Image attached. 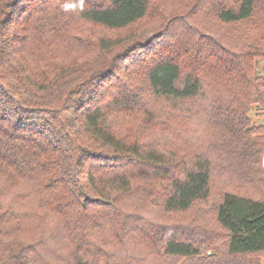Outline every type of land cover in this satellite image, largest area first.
<instances>
[{"label": "trees", "instance_id": "obj_1", "mask_svg": "<svg viewBox=\"0 0 264 264\" xmlns=\"http://www.w3.org/2000/svg\"><path fill=\"white\" fill-rule=\"evenodd\" d=\"M171 14L164 35L143 42L149 22ZM259 60L264 0H0V264H252L264 199L223 195L222 257L211 239L197 245L157 220L208 199L230 158L239 183L264 188V126L248 118L264 110ZM146 96L179 111L206 99L205 121L231 137L210 159L120 136L115 118L140 124L147 109L133 107Z\"/></svg>", "mask_w": 264, "mask_h": 264}, {"label": "rangeland", "instance_id": "obj_2", "mask_svg": "<svg viewBox=\"0 0 264 264\" xmlns=\"http://www.w3.org/2000/svg\"><path fill=\"white\" fill-rule=\"evenodd\" d=\"M173 15L171 14L165 17L163 22L157 21L156 19L154 21H150L148 26L149 29H146L147 39L143 42L151 43L156 40V37L163 36L165 33L163 29L166 23H168V19L173 17ZM91 28L96 35L104 36L105 34H109L104 32L103 29L96 27ZM199 28L200 30L197 35H202L205 38L210 37L208 32L204 31L201 27ZM230 28L231 27L221 25V27H219V31L227 29L233 34V29ZM236 29L238 30L239 28ZM236 29H234V31H236ZM241 29L244 30L245 27L240 26L239 31H241ZM188 37L193 38L192 36ZM192 40H196V38ZM140 51L141 50H137L136 53L138 54ZM256 67L258 76L264 79V60H259ZM119 75L120 78L124 77L123 72H119ZM206 99H197L189 102L186 104L187 109L179 111L178 107L173 108L174 105L172 106L169 102H164L158 99L153 100L146 96L144 98H140V100L137 99V102L133 107V111L137 110V113L139 114L143 111L142 109H147L148 113L145 116H142L140 124H133L132 117H125L126 115H124L115 118L114 126L120 136H128L131 138L143 137L145 144H158L160 148L168 153L172 152L181 157H185V155H194L195 153L196 155H198V153H202L205 157L208 155L207 157L213 159L216 156V146L225 144L231 137V133L224 127H213L212 124H208L205 121V117L200 113V111L202 109L201 107L206 105ZM248 118L251 121V125H255L256 127L264 126V110L261 108L252 106L248 114ZM144 127H148V129ZM174 129L179 132L181 131L180 135H173ZM168 131H170V137L166 136ZM258 133L263 135L264 132ZM261 134L256 135L259 136ZM187 138L189 139L188 142L186 141ZM167 139L169 142H167ZM174 140L175 142H173ZM208 141L210 143L209 147L206 143ZM174 145L177 147L174 148ZM200 145L204 148L200 149L201 152L199 149H195L196 147L199 148ZM202 155L199 154V156ZM229 160V163L233 166L230 167L231 171L226 168H221L218 172H212L208 199L195 202L193 206L184 213H174L170 216H163L159 221L157 220V222L161 224V231H167V234H169L175 230L179 238L191 240L197 245L200 242H204V244H206L207 238L211 239L213 244L212 247L215 248L213 252L217 253V257H222L224 255L225 245L222 241V237L220 239L215 238V235L217 236L218 233L224 234L215 221L216 207L220 203L223 195L225 193H232L251 197L253 199H264V188L261 185L249 184V180L246 181L245 179V181H242V184L239 183V178L241 179V171L237 161H235L234 158H230ZM212 161L214 162V160ZM224 164L222 165L224 166ZM148 201L150 200L147 199L146 202ZM152 209L148 208L146 213H139V216L143 218L145 222L137 220L138 226L140 224L143 228H147L148 225L146 226V222L149 223L150 219L154 222L152 215L148 212ZM152 212H154V210ZM195 228H198V230ZM201 249L204 252L203 254L207 256L205 248L201 247ZM248 260H250L252 264H264V253L250 256ZM187 261L189 260H180L177 264H187ZM163 264H166V261H164ZM204 264H207V262Z\"/></svg>", "mask_w": 264, "mask_h": 264}]
</instances>
